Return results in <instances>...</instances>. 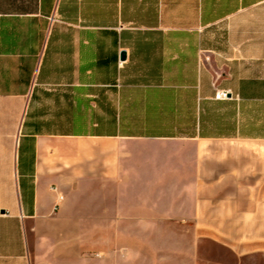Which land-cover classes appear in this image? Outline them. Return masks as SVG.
Returning <instances> with one entry per match:
<instances>
[{
	"label": "crops",
	"instance_id": "0c3cea01",
	"mask_svg": "<svg viewBox=\"0 0 264 264\" xmlns=\"http://www.w3.org/2000/svg\"><path fill=\"white\" fill-rule=\"evenodd\" d=\"M216 222L264 238V0H0V264Z\"/></svg>",
	"mask_w": 264,
	"mask_h": 264
},
{
	"label": "rangeland",
	"instance_id": "374dc122",
	"mask_svg": "<svg viewBox=\"0 0 264 264\" xmlns=\"http://www.w3.org/2000/svg\"><path fill=\"white\" fill-rule=\"evenodd\" d=\"M83 228L84 249L95 245L106 249L108 240L93 241L91 223H63V231L75 237L77 226ZM102 226V224H100ZM105 225V224H104ZM159 233L153 234L154 224H148L149 250L141 255L140 240L125 237L121 231L127 226L138 231L135 224H115L116 239L113 254H86L83 264H264V238H220L221 223L157 224ZM137 227V228H136ZM172 232V233H171ZM173 234V235H172ZM111 242V240H110ZM133 250H124L125 246Z\"/></svg>",
	"mask_w": 264,
	"mask_h": 264
},
{
	"label": "built area",
	"instance_id": "2783aa9c",
	"mask_svg": "<svg viewBox=\"0 0 264 264\" xmlns=\"http://www.w3.org/2000/svg\"><path fill=\"white\" fill-rule=\"evenodd\" d=\"M228 91L226 90H217L215 94V98H224L227 97Z\"/></svg>",
	"mask_w": 264,
	"mask_h": 264
},
{
	"label": "water",
	"instance_id": "95a60500",
	"mask_svg": "<svg viewBox=\"0 0 264 264\" xmlns=\"http://www.w3.org/2000/svg\"><path fill=\"white\" fill-rule=\"evenodd\" d=\"M124 55H125V54H124V53H122V56H123V57H124Z\"/></svg>",
	"mask_w": 264,
	"mask_h": 264
}]
</instances>
